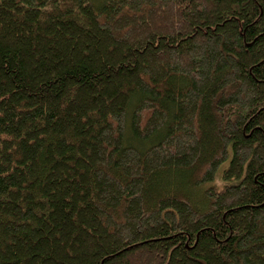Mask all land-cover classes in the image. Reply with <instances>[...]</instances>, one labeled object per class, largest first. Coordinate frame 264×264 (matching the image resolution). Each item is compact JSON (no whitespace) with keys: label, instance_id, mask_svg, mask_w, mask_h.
<instances>
[{"label":"trees","instance_id":"trees-1","mask_svg":"<svg viewBox=\"0 0 264 264\" xmlns=\"http://www.w3.org/2000/svg\"><path fill=\"white\" fill-rule=\"evenodd\" d=\"M0 264H264V0H0Z\"/></svg>","mask_w":264,"mask_h":264},{"label":"rangeland","instance_id":"rangeland-1","mask_svg":"<svg viewBox=\"0 0 264 264\" xmlns=\"http://www.w3.org/2000/svg\"><path fill=\"white\" fill-rule=\"evenodd\" d=\"M223 169V168H222ZM220 174V173H219ZM219 174H218V176H219Z\"/></svg>","mask_w":264,"mask_h":264}]
</instances>
